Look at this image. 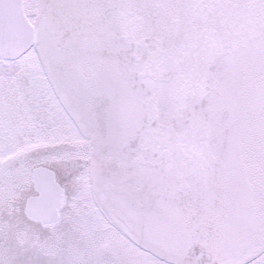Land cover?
<instances>
[{
  "label": "snow or ice",
  "instance_id": "6c2138e0",
  "mask_svg": "<svg viewBox=\"0 0 264 264\" xmlns=\"http://www.w3.org/2000/svg\"><path fill=\"white\" fill-rule=\"evenodd\" d=\"M0 264H264V0H0Z\"/></svg>",
  "mask_w": 264,
  "mask_h": 264
}]
</instances>
